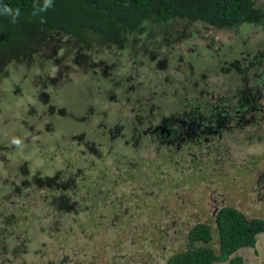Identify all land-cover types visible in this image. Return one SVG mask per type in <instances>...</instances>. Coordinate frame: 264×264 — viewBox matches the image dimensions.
<instances>
[{
  "label": "rangeland",
  "instance_id": "obj_1",
  "mask_svg": "<svg viewBox=\"0 0 264 264\" xmlns=\"http://www.w3.org/2000/svg\"><path fill=\"white\" fill-rule=\"evenodd\" d=\"M253 1L255 5L264 8V0ZM188 25L197 27L202 33L205 32L201 38L208 39L213 36L214 39L224 42L225 48L231 47L227 39L239 38L243 50L242 56L246 50H250L249 53L261 52L264 55L263 25H258L256 28L247 25L237 26L216 32L211 29L210 33L197 21L188 20ZM187 27L186 23L182 25V21L178 19L167 25L165 32H171L176 36L165 34V36L170 35L167 37V44H175L178 41L176 38L186 35L189 31ZM153 29L152 36H143L135 42L128 40L124 45L122 41L117 40L116 45L110 43V46H99V42L95 39L92 45L98 52V59L102 60L101 66L109 69L123 68L128 62L133 66L134 62L139 63L142 60L141 54L150 58L159 54L163 48L153 43L164 44V35L155 36V33L161 32ZM18 37L19 34L13 37L5 36L0 43H10ZM131 38L132 36H129L127 39ZM59 39L63 43L66 40L71 44L76 43L75 38L59 37ZM87 39L91 41L90 37ZM145 40H147L146 49L143 47ZM55 42L58 40L45 42L49 46H45V50H41L28 62L22 58L3 67L4 74L8 75L6 78L13 80L22 92H30V94H35L38 88L31 90L29 85H41L42 82L36 79L42 74L70 75L64 85L55 89L57 92L54 91V87H49L46 92L45 96L50 103L48 107L51 112L48 119L51 126L48 131L46 128L37 131V127L32 131L19 128L18 120L25 119L28 114V106L25 102L21 103L25 104V107L13 106L12 102L3 104L6 106L1 113L0 122L7 119L10 124L6 125L7 127L0 126V145L3 147L0 153L6 155L5 157L13 164L10 169L0 165V192L3 197L5 195L8 198L0 202V214L8 207L11 198L16 197L21 200L19 196L14 195V190L18 192L21 189L27 190L22 192L25 194L31 189L28 184L30 174L20 172L24 170L23 161L28 162L26 168L30 173L35 172L31 175L35 176V181L37 179L38 183L44 184L50 183L46 178L54 180L57 177L56 182L67 181L79 166V163L75 162L77 157H65L67 153H72L74 131L78 129L74 121H67L66 118L72 119L71 114H74L75 119L79 120V115L84 114L80 111L79 105L94 103L99 96L95 95L91 87L89 89L82 87L84 78L79 72L76 74L75 65L72 64L74 68L66 65L65 61L72 58V52L65 57L64 62L60 60L64 53L56 52L55 55L50 56L51 45ZM104 43L108 44V41ZM211 49L214 50V46ZM240 51L239 48L238 52ZM56 62H59L58 69L50 67V63L54 65ZM140 64L148 68L146 60L145 64ZM206 70L208 69L203 71L207 74ZM209 72L212 73L211 65ZM3 77L0 78L1 91L13 87L10 82L9 84L1 82ZM219 78L221 81L224 80L223 77ZM170 79L173 80V77ZM207 82L211 84L209 78ZM90 83L93 86V82ZM85 84L90 86L87 80ZM145 88L146 85L143 83L140 89ZM168 91L170 94L173 92L172 88ZM53 92L58 94L56 100L51 97ZM21 99L24 101V98ZM164 101L169 104L167 100ZM32 104L40 112L41 106L36 102ZM11 110L13 116H10ZM104 113L105 115L95 114V118H99L100 122H107L108 118L113 117V113L107 111ZM6 114L10 117L6 118ZM110 123L108 128L104 127L105 129L101 131L107 138L112 136L107 132L113 125V122ZM79 129L83 130V126L79 125ZM254 134L252 138L235 135L234 140L237 142L233 143L226 142L227 136L222 138V148L227 149L228 154L222 149L219 152V160L209 159V171L204 181L198 177L188 179L187 174L178 175L176 181L171 177L172 169H166V165L161 166L155 160L151 163L153 168L144 167L142 160L144 153L133 157L120 149V152L110 155L111 164L104 162L98 165V168L95 166L94 172L88 173L87 180L76 190L36 189L35 193L41 198L49 196L54 198L49 199V202L57 201L60 196L66 194L71 201L69 204H75V207L67 210L59 209L61 213H54L51 209L52 213L47 215L43 214L42 205H36L28 217L34 213L38 220L43 216L49 219L29 224L21 220L10 227V232L0 229V264H157L156 262L164 256L159 262L162 264L164 258L187 249L188 232L196 223L211 226L212 248L218 252L215 215L219 209L232 207L246 214L247 218H264V129L258 126ZM60 135L63 139L59 138ZM236 147L238 151L235 154ZM222 157L225 159L220 161ZM106 165L108 168H105ZM152 169L156 171L160 169V171L157 173ZM57 170L62 174L65 173V176L58 177ZM23 182L25 183L21 185ZM171 183L175 186L173 190L170 189ZM31 194L29 193V198L25 201H30L32 205L34 202L31 200L33 198ZM57 203L60 205L59 202ZM76 208L81 209L84 215H76L74 213ZM11 214L12 212L9 211L0 217V228L8 222L7 218ZM18 214L15 210L13 216ZM52 218L57 220L52 222L50 221ZM237 253L247 262L246 264H264V236L259 238L255 250L242 249Z\"/></svg>",
  "mask_w": 264,
  "mask_h": 264
},
{
  "label": "flooded vegetation",
  "instance_id": "obj_2",
  "mask_svg": "<svg viewBox=\"0 0 264 264\" xmlns=\"http://www.w3.org/2000/svg\"><path fill=\"white\" fill-rule=\"evenodd\" d=\"M199 23L206 27L204 29L208 33L211 29L214 32L222 31V29H216L210 25L208 27V24L202 21ZM203 33L197 27L190 26L189 35L187 34L189 40H178L175 44L168 43L165 45L164 43L159 46L163 49L159 54L151 57V62L147 63L148 68L141 66V61L139 63L134 62L133 66H130L131 64L128 62L123 68H104L101 66L102 60L98 59V52L92 43L86 49L80 44L79 52L83 58L75 60L73 66L77 67L76 74L79 72V75L84 78L82 87L88 89L91 87L95 95L99 97L94 103L88 102L79 105L80 111L84 113L79 115V120L75 119L74 114H71L72 119L66 118L67 121H74L78 129L74 131L72 153H67L65 157H77L75 162L79 163V166L75 168L67 181L56 182L57 177L54 180L45 177L50 183L44 184L38 183L37 179L35 181V176H31L35 172L30 173L26 168L28 162L23 161L22 168L24 170L20 172L21 174H26V172L30 174L28 184L31 189L25 194L22 192L27 190L21 189L20 192L14 190V195L19 196L21 200L16 197L10 199L8 207L1 212L0 217L9 211L12 214L7 218L8 222L4 223L0 229L10 232V227L21 220L29 224L49 219L43 216L38 220L34 213L28 217L36 205H42L44 207L43 214L47 215L52 213L51 209L54 213H61L58 211L59 209H72L75 204H69L71 201L66 194L60 196L57 201L49 202V199L53 200L54 198H49L52 196L41 198L35 193L36 189L76 190L81 183L87 180V174L94 172L95 166L98 168V165L104 162L111 164L110 155L120 152V149L133 157H138L139 153H144L145 156L142 158L144 164L141 162L144 167L153 168L151 163L155 160L161 166L166 165V169H172L171 177L176 181L180 174H187L188 179L198 177L204 181L205 175L209 171V159L218 158L220 150L224 149L221 145L222 138L227 136L226 142L233 143L237 142L234 139L239 135L244 138L254 137L258 126L263 130L264 101L262 102L261 97L263 94L254 96V94L257 95V70L252 68V63H255V59L257 61L256 55H259V52L249 53L250 50H246L242 56L243 50L239 44L241 43L239 38L227 39L231 47L225 48L224 42L214 39L213 36L208 39L201 38ZM166 40L165 42H167ZM213 46L214 50L211 49ZM239 48L241 49L240 52H238ZM226 51H228L227 54H224ZM260 56L259 62L264 59L261 52ZM215 60L216 63H214ZM89 61L91 63H88ZM210 65L213 74L209 72ZM73 66L71 67L74 68ZM50 67L58 69L60 66L56 62L54 65L50 64ZM205 69H208L206 72L208 75L211 74L210 77L203 71ZM69 75L55 74L53 76L47 75L48 77L40 75L36 80H40L41 85L32 84L29 87L31 90L35 89L34 85L46 89L44 83L48 86H54V91L57 92L55 89L64 85ZM6 76L8 75L6 74L1 82H6V84L10 82L13 86L14 81L8 80ZM170 77H173V80ZM219 77H223L224 80L221 81ZM160 78L163 80H159ZM208 78L211 84L207 82ZM153 79L154 83L152 82ZM217 79L219 80L217 81ZM85 80L90 86H86ZM90 82H93V86ZM143 83L146 88L142 93L143 90L140 87ZM128 85H132L133 88L138 86L136 89L139 92L134 93L135 89L132 90L133 92L130 91ZM171 88L173 92L170 94L168 90ZM230 88L235 90L234 94H230ZM14 89L17 90L16 87L0 90V116L6 106L3 104L12 102L13 106H20L21 103L25 102L28 106V114H26L25 119L18 120L20 122L19 128L32 131L40 122L47 121L46 114H51L48 107L50 104L41 105L39 112L32 104L38 100L35 101V97L30 92L28 93L31 97L29 98L25 94L24 101H22L21 98L18 100ZM55 92L52 94L53 100L58 98V94ZM116 92H120V95H115ZM102 98L106 101H103ZM164 100H167L169 104L167 105ZM210 106L213 108L211 111ZM21 107H25V105ZM105 111L113 113V117L108 118L107 122H100L99 118H95V114L105 115ZM211 112L213 113L210 114ZM13 115V110H11L10 116ZM10 116L6 114L5 117L9 118ZM110 122H113V125L107 132L108 135L112 134V136L107 138L101 131L105 129L104 127L108 128L111 125ZM241 122L243 126L240 124ZM45 123L46 127L51 126L49 122ZM8 124L10 122L7 119L0 122V126L7 127ZM79 125L83 126V130L79 129ZM59 138L62 139L61 135ZM238 147L234 150L235 154ZM1 149L3 147L0 145ZM224 150L228 154V150ZM5 156L2 165L10 169L13 163ZM223 159L225 157H222L220 161ZM108 165L105 168H108ZM36 171L40 172V170ZM152 171L158 173L160 169L157 171L152 169ZM60 176H65V173L62 174L59 171L58 177ZM132 186L135 185L132 184ZM174 187L171 183L170 189L173 190ZM29 193L33 195L31 200L34 203L32 205L30 201H25L29 198ZM4 197L0 192V202L8 199ZM57 202H62L63 206ZM138 207H140L139 204ZM15 210L19 213L17 216H13ZM74 213L84 215V212L78 208L75 209ZM256 218L264 219L262 217ZM50 221L55 220L52 218ZM262 236L264 233L256 235L253 248L242 249L255 250L259 238ZM169 257L164 258L162 264H167ZM160 260L156 263L159 264ZM243 261L244 264L247 263L244 259Z\"/></svg>",
  "mask_w": 264,
  "mask_h": 264
},
{
  "label": "trees",
  "instance_id": "obj_3",
  "mask_svg": "<svg viewBox=\"0 0 264 264\" xmlns=\"http://www.w3.org/2000/svg\"><path fill=\"white\" fill-rule=\"evenodd\" d=\"M177 19L182 21V25L186 23L188 30L190 27L188 20L202 21L208 24V27L222 30L245 25L256 28L258 25L264 26V8L255 5L253 0H0V40L5 36L13 37L19 34V37L14 38L10 43H0V78L5 75L4 66L22 58L28 62L49 46L45 42L58 40L59 43L55 42L51 45L50 56L55 55L56 52L64 53L60 58L62 62L72 52V58L65 61L69 66H72L78 58H83L79 49L74 48L82 44L86 49L95 39L99 42V46H110V43L116 45L117 40L122 41L124 45V42L128 40L135 42L143 36H152L151 31L155 28L153 30L161 32L155 33V36L164 35L166 45L165 39L172 35L171 32H165L167 25H171ZM168 33L170 35L165 36ZM187 34L189 35V31L176 39L188 41ZM129 36L132 38L127 39ZM59 37L75 38L76 43L71 44L68 40L63 43ZM88 37L91 41L87 39ZM107 41L108 44H105L104 42ZM146 45L147 40L143 44L145 49ZM153 45L161 46L162 44L154 42ZM42 47L45 48L42 49ZM256 56L257 61L254 60L252 68L257 70L256 77L259 79L256 86L257 95L254 94V96L263 94L261 96L263 102L264 59L259 62L261 56L260 54ZM141 58L140 61L144 64L145 60L146 64L151 62V58L144 54H141ZM152 82L154 83V79ZM43 85L47 88L43 89L41 86L34 85L38 91L36 95H31L35 97V101L38 100L36 103L40 106H47L50 103L47 102L46 92L49 87L54 86L44 83ZM14 87L17 88L14 90L18 100L25 98V94L29 95L28 92H22L15 83H13ZM128 88L130 91L135 89L134 93L139 92L132 85H128ZM234 91L230 88V94H234ZM114 94L120 95V92ZM24 105L21 104L20 107ZM210 107L211 111L213 108ZM49 117L50 114L47 113L45 122H49ZM61 118L64 119V117ZM44 123L40 122L37 131H41L42 128L49 130L50 127H46ZM240 124L243 126L242 122ZM4 156L0 153V165L5 161ZM60 205L63 206L62 202ZM215 226L218 252L212 248L211 226L196 223L188 232L187 249L170 256L167 264H244L243 259L236 255V252L242 248H253L256 235L264 233V219L247 218L243 212L232 207H223L217 211Z\"/></svg>",
  "mask_w": 264,
  "mask_h": 264
}]
</instances>
